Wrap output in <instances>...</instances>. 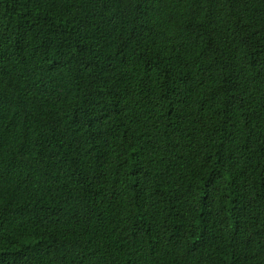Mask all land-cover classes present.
<instances>
[{
  "label": "trees",
  "instance_id": "trees-1",
  "mask_svg": "<svg viewBox=\"0 0 264 264\" xmlns=\"http://www.w3.org/2000/svg\"><path fill=\"white\" fill-rule=\"evenodd\" d=\"M0 264H264V0H0Z\"/></svg>",
  "mask_w": 264,
  "mask_h": 264
}]
</instances>
